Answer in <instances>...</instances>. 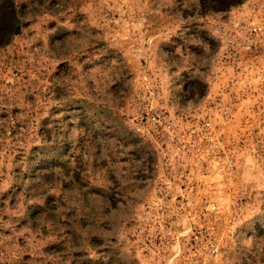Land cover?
I'll list each match as a JSON object with an SVG mask.
<instances>
[{
	"label": "rangeland",
	"instance_id": "1",
	"mask_svg": "<svg viewBox=\"0 0 264 264\" xmlns=\"http://www.w3.org/2000/svg\"><path fill=\"white\" fill-rule=\"evenodd\" d=\"M264 264V0H0V264Z\"/></svg>",
	"mask_w": 264,
	"mask_h": 264
},
{
	"label": "built area",
	"instance_id": "2",
	"mask_svg": "<svg viewBox=\"0 0 264 264\" xmlns=\"http://www.w3.org/2000/svg\"><path fill=\"white\" fill-rule=\"evenodd\" d=\"M205 263H206L205 261L202 262V264H205Z\"/></svg>",
	"mask_w": 264,
	"mask_h": 264
}]
</instances>
